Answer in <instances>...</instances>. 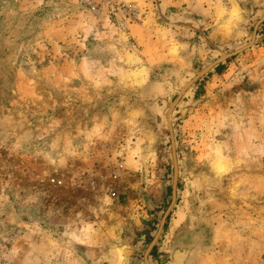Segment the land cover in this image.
<instances>
[{
  "label": "rangeland",
  "instance_id": "obj_1",
  "mask_svg": "<svg viewBox=\"0 0 264 264\" xmlns=\"http://www.w3.org/2000/svg\"><path fill=\"white\" fill-rule=\"evenodd\" d=\"M120 1L0 0V264H146L169 114L150 264H264V0Z\"/></svg>",
  "mask_w": 264,
  "mask_h": 264
},
{
  "label": "water",
  "instance_id": "obj_2",
  "mask_svg": "<svg viewBox=\"0 0 264 264\" xmlns=\"http://www.w3.org/2000/svg\"><path fill=\"white\" fill-rule=\"evenodd\" d=\"M264 17L257 23V25L255 26L254 32H253V36H252V40L251 42L246 45L243 46L242 48H240L237 51L225 54L223 53L221 58L217 59L216 61H214L213 63L209 64L200 74L199 76L205 74L206 72H208L211 68H213L214 66H216L217 64H219L222 60L229 58L239 52H242L243 50H245L246 48L250 47L251 45L254 44L256 37H257V28L258 25L263 21ZM191 83V82H190ZM188 104L183 106L181 108V114L183 115L187 108H188ZM168 123H169V128H170V132H171V136H172V145H173V161H174V168H175V177H174V181H173V185H172V202L171 205L169 206V208L166 210L162 220H161V224L159 226L158 232L154 238V240L152 241V243L150 244V246L148 247L145 256H144V260L146 264H150L149 262V254L152 250V248L156 245L163 229L164 226L166 224V221L171 213V210L177 200V190H178V179H179V166H178V161H177V152H176V147H175V141H174V133H173V125H172V121H171V115L169 114L168 116ZM197 250V244L193 243L192 241H190L189 239L182 237L180 238L176 244L173 246V249L171 251L170 254V260L168 261V264H191L193 261V257L196 253Z\"/></svg>",
  "mask_w": 264,
  "mask_h": 264
},
{
  "label": "built area",
  "instance_id": "obj_3",
  "mask_svg": "<svg viewBox=\"0 0 264 264\" xmlns=\"http://www.w3.org/2000/svg\"><path fill=\"white\" fill-rule=\"evenodd\" d=\"M119 7L126 15L129 16L128 18L138 21L143 19L144 13L142 9L134 4L129 3L128 1L121 0L119 2Z\"/></svg>",
  "mask_w": 264,
  "mask_h": 264
},
{
  "label": "crops",
  "instance_id": "obj_4",
  "mask_svg": "<svg viewBox=\"0 0 264 264\" xmlns=\"http://www.w3.org/2000/svg\"><path fill=\"white\" fill-rule=\"evenodd\" d=\"M184 11L185 12H187L188 11V9H187V6L186 7H184ZM162 15L164 16H166V18L167 19H169L170 21L171 20H177L179 17H176V13L175 12H173L172 10H168L167 8H165V9H163V12L161 13V11L159 12V16L160 17H162ZM179 15H181V14H179Z\"/></svg>",
  "mask_w": 264,
  "mask_h": 264
}]
</instances>
